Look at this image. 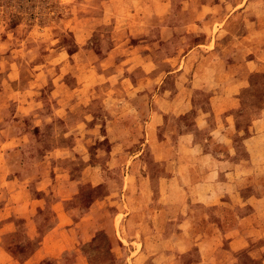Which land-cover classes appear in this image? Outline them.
I'll return each mask as SVG.
<instances>
[{"label":"rangeland","instance_id":"obj_1","mask_svg":"<svg viewBox=\"0 0 264 264\" xmlns=\"http://www.w3.org/2000/svg\"><path fill=\"white\" fill-rule=\"evenodd\" d=\"M222 92L242 101H224ZM223 106L240 112L239 125L264 116V0H0V264H139L140 231L153 224L158 235L147 252L161 255L157 264H180L165 252L188 246L189 221L171 241L169 219L153 211L162 200L181 210L185 196L159 197L152 191L161 183L152 182L113 221L122 185L109 177H140L141 169L156 176L159 164L145 167L162 156L153 150L188 125L205 129L207 110ZM212 120L217 126L219 119ZM156 131V144L148 142ZM253 131L263 133L264 120L240 137ZM181 154V179L190 188L187 162L201 169L205 162L197 150ZM257 157L246 188L256 213H241L239 225L257 221L261 238L264 154ZM82 177L65 206L61 193L69 190L61 180ZM169 182L163 176L168 193ZM42 194L45 202L30 200ZM98 199L102 204L91 206ZM129 234L137 241L129 242Z\"/></svg>","mask_w":264,"mask_h":264},{"label":"crops","instance_id":"obj_2","mask_svg":"<svg viewBox=\"0 0 264 264\" xmlns=\"http://www.w3.org/2000/svg\"><path fill=\"white\" fill-rule=\"evenodd\" d=\"M240 79L242 81L241 84H243L245 80H243L241 74ZM188 86L184 84L183 91L187 90ZM219 96L227 102L242 101L240 97L223 94V92ZM239 117L240 112L230 107L223 106L221 110L209 109L204 116L206 122L205 129L196 132L190 129L188 125L186 129L178 133L171 132L168 142L165 141L163 145H159L157 149L153 150L162 156L149 161V163H145V167L151 164H159L161 171L156 176L150 175L144 169H141L142 172L140 171L141 173H139L140 177L137 174L135 175L136 177H130L129 179L127 177H109L120 181L122 185L118 190L119 195L122 197V207L121 209L112 210L111 218L113 221L120 213H126L125 206L132 209L130 200L140 197L142 193L140 195L138 193L143 192V187L148 189V186L150 187V183L152 182L161 183L159 188L157 185V188L152 191L153 194H157L159 197L164 195V199L169 197L170 201L182 196H185L186 201L188 200V205L181 208V210L173 204L165 206L166 201L162 200L164 204L153 211L156 214L158 212L162 214V218L166 216L169 219L168 227H165V230L169 232L171 241L178 240V236L181 234L179 226L182 225L183 219L188 220L191 226L190 228H186V232L190 233L188 246L184 249H176V252L171 249L166 250L165 254L168 255V261L172 262V256L176 255V260L178 259L177 261L180 264H264V236L262 235L263 237L261 236L260 238L257 234V231L261 228V224L253 221L243 228L239 225L241 213L248 212L243 213L245 214L244 218H251L256 213L255 209L248 203L249 198L254 195V192L246 188L252 185L251 177H255L253 171L255 167L257 168L255 161H260V158L257 156L260 152L264 154V131L263 133L253 131L244 138L240 137V133L243 130L247 131L248 128H254L257 122L264 120V116L255 114V122H251L249 125H239ZM213 118L219 119L217 126L212 124L213 120L211 122V119ZM229 124L232 125L231 129L235 130V135H230L227 132L226 126L228 125L229 127ZM201 133L205 136L204 142L192 143L189 141ZM151 135V141L148 140V142L156 144L160 133L156 131L155 133H151ZM238 137L241 140L238 141ZM184 149L197 150L199 153L197 154L198 159L205 162V166L202 169L199 164L194 165V163L187 162V167L190 170L188 173L191 174L190 188H184L183 180L181 179L183 175L179 171V163L183 161L181 151ZM144 151L143 149L142 152ZM254 159L255 161L252 163ZM261 162L262 164L264 163L263 158ZM163 176L169 177V193L167 185L162 183ZM102 178L89 177L88 180L99 185L105 181ZM132 178L135 179V183L138 182L137 189H134L135 185L133 186ZM85 179L87 178L61 180L62 189L69 190V193H61V200L65 206L68 204V200L71 201L75 198ZM44 180L45 178L41 177V181ZM107 181L111 184L109 179ZM178 188V192L173 190ZM112 191L113 189H111ZM46 198L47 195L42 194L39 197L31 196L30 200H37L38 205L42 200L45 202ZM100 200L94 201L91 206L101 205ZM11 202L10 200L9 203ZM172 202L175 203L174 201ZM1 207H5V205L1 206L0 201V209ZM4 218L10 220V217L7 215ZM9 224L12 229L17 230L16 221L10 220ZM153 225L154 228L150 231H145V233L139 230L141 233L140 242L144 245V248L143 253L134 258V262L140 264L143 261L146 264H157L161 260L160 254L147 252L146 249L148 243L151 241L155 242L158 235L156 233L158 231H155L156 224ZM95 226L90 228L94 231ZM230 232L233 233L228 234ZM230 235L233 237H230ZM82 237V235H79L71 238V245L76 246ZM127 239L129 242L136 240L130 234ZM208 250L211 251L208 252ZM245 250L247 252H243ZM5 251H8V254L11 255L10 248H7Z\"/></svg>","mask_w":264,"mask_h":264}]
</instances>
